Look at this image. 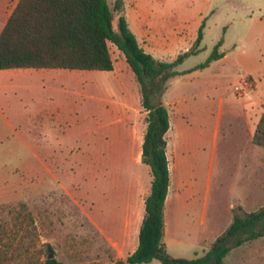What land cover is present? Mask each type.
<instances>
[{
	"label": "rangeland",
	"instance_id": "rangeland-1",
	"mask_svg": "<svg viewBox=\"0 0 264 264\" xmlns=\"http://www.w3.org/2000/svg\"><path fill=\"white\" fill-rule=\"evenodd\" d=\"M14 1L0 11V30ZM114 1L108 0L111 6ZM122 13L136 36L134 30L154 42L180 36L194 41L203 22L200 50L173 68L184 75L158 85V78H146L151 102L169 112L171 156L176 125L171 188H181L185 197L192 188L199 197L198 205L184 200L168 211L172 228L167 223L166 232L175 236L167 252L201 256L224 230L234 198L242 197V213L264 204V147L251 140L264 110V0H124ZM220 40L224 56L190 71ZM109 49L113 70L71 73V91L57 98V107L77 111L74 121L52 129H9L0 120V264H43L50 247L62 264H105L136 248L152 178L141 156L147 111L123 53L111 42ZM183 50L182 44L176 54ZM243 80L252 87L237 96L234 86ZM8 84L13 77L0 75L3 112L25 100L11 97L4 90ZM33 143L44 159L31 158ZM225 264H264V236L246 240Z\"/></svg>",
	"mask_w": 264,
	"mask_h": 264
},
{
	"label": "trees",
	"instance_id": "trees-1",
	"mask_svg": "<svg viewBox=\"0 0 264 264\" xmlns=\"http://www.w3.org/2000/svg\"><path fill=\"white\" fill-rule=\"evenodd\" d=\"M124 0H17L0 30V70L10 68H62L111 71L114 62L109 49L113 43L124 55L142 94L147 111L141 144L142 162L149 167L151 182L144 198V216L136 248L124 259L105 264H224L228 242L242 231V243L264 235V206L256 211L234 215L232 224L218 236L211 248L194 258L170 255L164 242V204L170 185L166 132L170 127L167 107L150 100L146 78L157 85L170 76L182 74L173 68L185 57L197 53L203 22L192 45L172 62L156 59L138 42L122 13ZM117 16L116 26L114 20ZM218 41L207 59L190 71L208 67L223 56ZM151 83V82H150ZM252 143L264 147V110L257 121ZM237 240L236 243H240ZM49 254H52L49 257ZM43 264H62L48 248Z\"/></svg>",
	"mask_w": 264,
	"mask_h": 264
},
{
	"label": "crops",
	"instance_id": "crops-1",
	"mask_svg": "<svg viewBox=\"0 0 264 264\" xmlns=\"http://www.w3.org/2000/svg\"><path fill=\"white\" fill-rule=\"evenodd\" d=\"M16 1L17 0L14 1L13 6L16 3ZM7 2H9V0H0V11L5 7ZM134 31L137 33V36L136 34L135 36L139 42L140 35L141 34L145 35V33H140V32H137L136 30ZM145 37H146L147 42L144 45H141L140 42L139 44L147 52L151 53L153 57H155L158 60L164 61V62H172V60H174L177 57L176 51L182 46V44L184 47V50H183L184 52L189 48V46L193 42L192 39H188V37H185V39H182L181 36L174 38V40L170 42L168 41H164V42L155 41L154 42L150 35H145ZM221 58L217 60H220ZM77 71H80V70L62 69V68L1 69L0 75L13 77V84L5 85L4 90H6V92L9 93L11 97L15 95L16 97L25 98V100H22L21 108L16 106L14 109L10 106L11 108L7 107L6 110H4V112L0 110V120L3 123V126L9 129H19V128L21 129H52V128H57L63 124H67L69 122L74 121L76 119L75 114H77L76 110L74 109L72 110L68 106L57 107V105L59 103L58 97L65 95L64 93H68L72 89L70 86V82L68 80V76H70L71 73H75ZM178 72H181V71L178 70ZM180 75H184V74L182 73ZM65 90L67 92H65ZM52 91L54 93H52ZM76 93H77L76 95H78V92ZM4 95L6 96L7 94L5 93ZM222 112H223V98L221 97L219 99L217 114L215 117V125H214L213 135H212L213 146L218 136L216 135L217 125H219ZM175 132H176V125L174 127V143H173V155L172 156L169 154L170 152L168 151V142L166 139V153H167V157L169 161V171H170V185L168 188V192H167L165 204H164V242H165L166 250H167L168 240L172 242L175 236L173 233V230H172V235L170 236H168L166 232L167 223H169L172 228L171 219L169 217L170 212H168L170 208H172V206H175L179 202H183L184 200L187 206H188L187 204L188 201L192 204V206L198 205V202H199V197H196L195 192H193L192 188H191V194L187 197H185V195L183 194L184 192L183 190H181V188H177V187L171 188L172 171L176 170V166L178 162L177 160L178 156L177 154H175L176 151L174 152V150L175 149L177 150L179 146L177 143V140L175 139ZM165 138H166V135H165ZM34 144L36 143H33L32 145L33 148L29 147L31 158L33 160L44 159L40 156L41 155L40 153L42 152H40L38 149L36 150ZM37 144H42V143H37ZM24 145L26 147L29 146L26 142H24ZM172 161L173 163H171ZM176 182H175V185L177 184ZM263 206L264 204L261 203L255 210H252V211H256L262 208ZM204 208L205 206H203V211L200 217V220H201L200 223L203 222V217L205 218ZM248 212H251V211H248ZM235 214H239L240 216H242V197L240 195L237 198H234L229 206V214L227 216V221L224 224L225 228L222 231V233H224V231L227 230L228 227L232 224ZM263 236L264 235L260 237H263ZM193 240H194L193 246L195 248L198 245V241H197V238ZM237 240H241V242L236 243ZM228 245H229V251L223 258L224 264H225L226 258L229 256L230 253H233L236 250L242 249V231L236 233L233 237H231L228 242ZM194 257H199V256H195V252H194ZM194 257H191V258H194ZM183 258H186V257H183ZM121 259H124V258H121Z\"/></svg>",
	"mask_w": 264,
	"mask_h": 264
},
{
	"label": "built area",
	"instance_id": "built-area-1",
	"mask_svg": "<svg viewBox=\"0 0 264 264\" xmlns=\"http://www.w3.org/2000/svg\"><path fill=\"white\" fill-rule=\"evenodd\" d=\"M252 83L249 80H243L240 84L234 86V91L237 96L244 95L250 88Z\"/></svg>",
	"mask_w": 264,
	"mask_h": 264
},
{
	"label": "water",
	"instance_id": "water-1",
	"mask_svg": "<svg viewBox=\"0 0 264 264\" xmlns=\"http://www.w3.org/2000/svg\"><path fill=\"white\" fill-rule=\"evenodd\" d=\"M52 256V254H49V257H51Z\"/></svg>",
	"mask_w": 264,
	"mask_h": 264
}]
</instances>
